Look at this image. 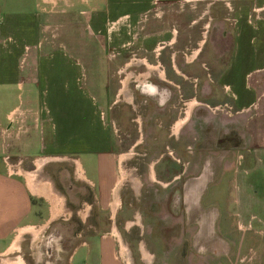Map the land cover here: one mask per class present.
Wrapping results in <instances>:
<instances>
[{"label": "crops", "instance_id": "0c3cea01", "mask_svg": "<svg viewBox=\"0 0 264 264\" xmlns=\"http://www.w3.org/2000/svg\"><path fill=\"white\" fill-rule=\"evenodd\" d=\"M188 6L202 8L194 25L210 14L203 9L228 10L227 19L215 21L218 13L208 24L228 26L229 45L205 49L202 38L184 66L177 65L185 46L176 26ZM247 8L260 17L264 0H0V264H58L62 254L65 264H124L117 227L92 218L94 210L98 216L110 211L121 163L112 116L98 111L94 96H79L76 83L80 72L99 67L108 105L126 103L127 96L134 105L132 83L147 106L159 108L140 116L139 126L144 137L166 139L165 150L181 154L174 178L186 186L181 215L203 210L190 230L196 236L185 242L203 254L210 250L201 264H264V49L251 50L247 23L233 18ZM153 9L162 16L143 18ZM59 16L94 47L84 50V59L58 47L64 46L57 24L49 19ZM222 35L214 40L224 41ZM190 74L199 96L189 100ZM173 91L186 98L175 119L167 113ZM216 98L228 102L211 106ZM159 163L154 177L156 168L165 170ZM74 218L79 223L70 224ZM59 221L69 223L55 226ZM44 245L57 259L48 248L46 260L40 258ZM188 254L180 264H189ZM163 258L173 264L168 253Z\"/></svg>", "mask_w": 264, "mask_h": 264}, {"label": "rangeland", "instance_id": "374dc122", "mask_svg": "<svg viewBox=\"0 0 264 264\" xmlns=\"http://www.w3.org/2000/svg\"><path fill=\"white\" fill-rule=\"evenodd\" d=\"M182 10L183 9H178L177 11ZM203 10H205V12L209 11L210 14L205 15L203 20L198 22L197 25H194V22L198 20L197 17L199 16V12L201 13L202 8L193 10V7L190 8L188 6L183 13H187V17H184L186 22L180 20L181 24L176 26V28L178 27L177 30L180 36L184 35L183 44L185 46L183 54H179L177 57V65L181 64L185 66L186 62L191 63V56L194 55L195 49L200 48V43L198 46V42L202 38L204 39L203 43L206 42L205 49H212L215 44L221 48H227L229 45L227 41L228 26L221 28L214 26L212 23L208 29L209 31L205 30L206 34L209 32L207 40L206 37L202 36L205 32L202 23L205 22L208 24L210 18H214L218 13L221 14L222 12V15H218L219 17H217L215 21L223 18L227 19L228 10H224L223 8ZM161 14H163V10L153 9L145 14L143 18H154L156 16H162ZM233 15L236 23L242 22V20H240L241 18L247 23V37L252 40L250 49H262L263 52L264 12H262L259 17L255 15V12L251 14L250 9L247 8L245 11ZM49 21L50 23L57 24L56 30H58V32L54 31V33H58L59 41H61L64 46L63 48H61V46L58 47L62 52L69 55L70 58L72 57L71 59L80 58L82 60L84 59V50L94 48L93 46L91 47V42L78 27L76 28L75 25H65L64 23L66 22L63 17H53L52 19L50 18ZM228 23L226 22L225 25ZM220 32L223 33L222 36L225 40L220 42L215 41L214 38H217L216 36H219ZM87 69L88 70L85 72H80L78 74L79 78L76 83L77 87L80 89L79 96L82 95L81 91L84 92L85 95L94 96L100 102L97 105L98 111L105 114L107 118L112 116L111 118H113V122L116 126V138L119 140L118 143L121 149L119 174L117 183L113 189L114 191L119 185L117 191L119 204L115 211H112V208H110L107 214L102 213L101 216H98L94 210L92 212V218H97L98 223L102 224L104 228L110 227V225L112 226L113 224L117 227L119 232H114L113 235L119 237L120 245L118 247V255L124 264H163L165 261L163 258L165 252L168 253L169 257L171 256L174 259L173 264H180V257L183 258L186 253H189V264H199L201 257L210 252V250H204L203 254L201 248L191 247L189 249V244L185 242L188 237L196 236V233L193 232L192 234L190 230H193L191 227L198 226L197 223H200V215L203 213V210L199 209L198 215L193 214L192 209L190 213L187 211L185 216L181 215L183 210L185 211L187 208V204L182 203V197L186 186L183 185L181 178L174 179L181 173V154H179V152L172 153L169 150H165L163 142L166 139L161 138L158 141V139H154L153 136L149 138L142 135L139 126V117H144L148 109H151V104L147 106L138 88H135L132 83L129 85L130 90L133 91L136 97L134 105L121 103L119 101H114L108 105L105 100L108 95L106 93L107 77L105 72H100L101 67L98 68V71L93 70L94 68L92 70H89L90 68ZM207 75H209V73L204 74L206 78ZM174 76L177 75L173 74L171 77H173L174 80H178V78ZM189 79V81L192 82V87L189 89L188 93L185 94V97L190 100L199 96V94H196L194 88L193 81L196 79L195 76L190 74ZM185 97L180 98L179 92L173 91V104L167 107V113L172 116L171 119L180 116L179 114L184 108L181 99L185 100ZM225 102L227 103L228 101L223 98H216L215 104L211 106L217 104L223 105ZM78 107L79 106H77V108ZM157 109L159 108H153L151 111ZM203 112L204 114H210L207 109ZM164 124L165 123L161 124L157 121V125L165 128L166 125ZM147 127L148 124L145 128L146 133ZM175 127H177V125ZM156 135L158 136L159 133ZM152 142L158 143V145L162 144V147L155 149ZM172 143L175 144L174 141ZM203 155L206 156L209 155V153H204ZM193 157H197V153L192 154V158ZM159 160L160 166H164L165 170L162 171L159 167L158 169L156 168L157 175L154 177V169L152 166ZM134 181L139 182L137 187H135L134 184L136 182ZM166 182H170V184L165 187L163 183ZM73 221L74 222H70V224H76L78 218H74ZM68 223L67 221H59L54 223V225L58 226L60 224L62 226ZM181 228H187L188 230L186 231L183 229V233L181 234ZM61 235L66 236L67 234L64 233ZM181 236H183L182 244L180 243ZM65 241L66 240H64L63 247L67 246V242ZM47 248L48 250H52L51 258L57 259L56 253L53 252V247L49 245ZM47 248L44 245L42 249L43 253L40 258L43 260H46L45 250ZM122 250L124 252L126 251L125 255H122ZM144 253L149 257V260H147L146 256L144 257ZM60 259L58 264H65L66 257L64 254L61 255ZM202 262H200V264Z\"/></svg>", "mask_w": 264, "mask_h": 264}, {"label": "flooded vegetation", "instance_id": "af4514ba", "mask_svg": "<svg viewBox=\"0 0 264 264\" xmlns=\"http://www.w3.org/2000/svg\"><path fill=\"white\" fill-rule=\"evenodd\" d=\"M209 24L205 27V29H208L209 28ZM139 82H140V84H144V82H141V81H139ZM143 88L149 89L151 87L149 85H144ZM124 99H125L126 104H131L132 103L131 96L124 97ZM195 105H197V102L195 100H193L192 102H189L188 103V108H187L186 114H185L186 117H188L190 115V111H191L192 107H194ZM182 124H183V120L181 119V120L178 121V123L176 124L177 127H175V129H174V133L175 134L178 133V131H179V129H180V127H181ZM134 182H136L134 185H135V187H137L139 185V182L138 181H134ZM118 186L113 191L114 197H113V202L111 203L112 211H115V209L117 208V206L119 204V198L117 197L118 196V193H117ZM124 254H126V251L124 252ZM145 256H146V254L144 253V257ZM146 258H147V260H149V257L148 256H146Z\"/></svg>", "mask_w": 264, "mask_h": 264}, {"label": "bare ground", "instance_id": "6f19581e", "mask_svg": "<svg viewBox=\"0 0 264 264\" xmlns=\"http://www.w3.org/2000/svg\"><path fill=\"white\" fill-rule=\"evenodd\" d=\"M121 249H122V247H121ZM122 252H123V254H122ZM122 252H121V254H122V255H125L123 250H122Z\"/></svg>", "mask_w": 264, "mask_h": 264}]
</instances>
